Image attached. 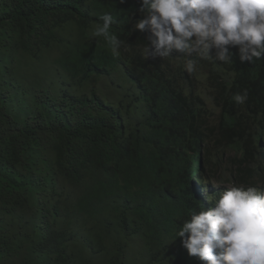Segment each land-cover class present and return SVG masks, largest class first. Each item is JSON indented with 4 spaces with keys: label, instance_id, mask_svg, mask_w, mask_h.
Wrapping results in <instances>:
<instances>
[{
    "label": "trees",
    "instance_id": "trees-1",
    "mask_svg": "<svg viewBox=\"0 0 264 264\" xmlns=\"http://www.w3.org/2000/svg\"><path fill=\"white\" fill-rule=\"evenodd\" d=\"M140 5L0 0V264H204L188 213L264 188V58L144 59ZM105 12L119 56L92 35Z\"/></svg>",
    "mask_w": 264,
    "mask_h": 264
},
{
    "label": "clouds",
    "instance_id": "clouds-1",
    "mask_svg": "<svg viewBox=\"0 0 264 264\" xmlns=\"http://www.w3.org/2000/svg\"><path fill=\"white\" fill-rule=\"evenodd\" d=\"M139 11L146 16L135 28L150 32L144 59L169 58L176 50L186 57L183 68L191 75L196 58L233 63L230 47L238 48L242 63L264 58V0H141ZM99 21L93 37H102L119 56L124 41L112 31L116 16L105 12ZM232 100L245 104L248 91L235 93ZM176 236L204 264H264V188L225 187L213 207L191 210Z\"/></svg>",
    "mask_w": 264,
    "mask_h": 264
},
{
    "label": "rangeland",
    "instance_id": "rangeland-1",
    "mask_svg": "<svg viewBox=\"0 0 264 264\" xmlns=\"http://www.w3.org/2000/svg\"><path fill=\"white\" fill-rule=\"evenodd\" d=\"M55 54H56V52H54V51H52L51 53L45 54V56H44L45 59L43 60L45 62V64L47 63L49 65L53 61ZM125 77L126 76L122 73L121 76H119V79L122 78V82H125V80H126Z\"/></svg>",
    "mask_w": 264,
    "mask_h": 264
}]
</instances>
